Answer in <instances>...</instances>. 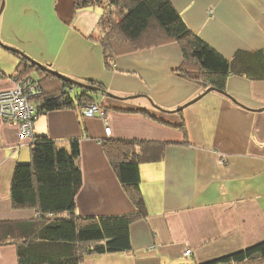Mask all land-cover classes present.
I'll use <instances>...</instances> for the list:
<instances>
[{"label":"crops","instance_id":"crops-1","mask_svg":"<svg viewBox=\"0 0 264 264\" xmlns=\"http://www.w3.org/2000/svg\"><path fill=\"white\" fill-rule=\"evenodd\" d=\"M74 1L0 0L2 44L104 88L96 97L103 117L59 109L33 122L34 136L46 135L62 147L79 140L82 183L74 214L134 210L104 154V139L165 145L160 160L139 165L147 214L130 224L131 248L89 255L79 264H199L263 241L264 0H169L190 30L223 57L248 66V75H228L226 94H203L207 86L176 72L182 53L174 41L118 53L108 68L95 38L103 8L75 9ZM6 54L0 46V91L15 83L17 58ZM31 142L15 123L0 119V221L37 217L35 209H13L9 197L15 166L29 162ZM0 264H18L16 245H0ZM239 264L263 260L255 256Z\"/></svg>","mask_w":264,"mask_h":264},{"label":"trees","instance_id":"trees-1","mask_svg":"<svg viewBox=\"0 0 264 264\" xmlns=\"http://www.w3.org/2000/svg\"><path fill=\"white\" fill-rule=\"evenodd\" d=\"M101 6L96 40L104 63L114 66L118 53L146 49L176 42L182 63L176 72L195 82L224 91L229 74H246L247 67L228 60L190 30L169 0H75V9ZM17 58L12 77L37 73L39 94L33 99L37 115L51 110L81 109L104 93L80 88L46 72L24 53L7 49ZM244 54L237 52L235 56ZM44 66V65H43ZM2 76V75H1ZM183 129V125H180ZM68 147L58 145L46 135L32 137L30 160L15 166L10 185L13 209H35L37 217L21 221H0V245L14 244L18 264H79L86 256L126 252L131 248L130 224L143 219L146 206L140 192L139 165L158 161L164 143L140 139L106 138L102 149L134 210L124 215L78 216L74 214L76 195L82 183L78 163L79 140ZM255 256L264 264V240L244 249L199 264H239Z\"/></svg>","mask_w":264,"mask_h":264},{"label":"built area","instance_id":"built-area-1","mask_svg":"<svg viewBox=\"0 0 264 264\" xmlns=\"http://www.w3.org/2000/svg\"><path fill=\"white\" fill-rule=\"evenodd\" d=\"M15 79V78H14ZM37 81L31 75L15 79L14 86L0 91V118L4 122L15 123L21 134L32 140L33 122L37 117L36 106L33 99L39 94ZM82 113L85 116L99 115L103 117L104 109L96 102L84 105ZM106 135L110 134V127L105 124ZM191 249L187 248L184 255H189Z\"/></svg>","mask_w":264,"mask_h":264},{"label":"water","instance_id":"water-1","mask_svg":"<svg viewBox=\"0 0 264 264\" xmlns=\"http://www.w3.org/2000/svg\"><path fill=\"white\" fill-rule=\"evenodd\" d=\"M5 47H6L7 49H10V50H14V49H16V48H14V47H12V46H5ZM16 50H18V49H16ZM18 51H19V50H18ZM19 52H21V51H19ZM31 60L34 61L33 59H31ZM35 63H36L37 65H39L40 68L43 69L44 71L49 72V73H52V74L56 75L57 77L62 78V79H64V80H66V81H69V82H71L72 84L76 85L77 87H80V88H87V89H93V90H98V89H99L98 87H96V86H94V85H91V84H89V83H85V82L77 81V80H74V79H72V78H70V77H68V76H65V75H63L62 73H59V72H57V71H54L53 69H50V68H48V67H46V66H43L42 64H40V63L37 62V61H35ZM211 90H216V89H215L214 87H208V88L205 89V91L203 92V94L206 93V92H208V91H211ZM216 91L226 94L224 91H221V90H216ZM106 94H108V95L111 96V97L117 98L116 96H114V95H112V94H110V93H106ZM227 95H228V94H227ZM200 96H201V95H198L196 98L192 99L191 101H188L187 103H185L184 106H186V105H188V104L194 102V101L197 100ZM229 97H230L233 101H236L233 97H231V96H229ZM179 109H181V108H179ZM179 109H177V110H179Z\"/></svg>","mask_w":264,"mask_h":264},{"label":"rangeland","instance_id":"rangeland-1","mask_svg":"<svg viewBox=\"0 0 264 264\" xmlns=\"http://www.w3.org/2000/svg\"><path fill=\"white\" fill-rule=\"evenodd\" d=\"M7 55V57H11V58H13V55L12 54H6ZM14 59V58H13ZM37 73H35L34 71H32V73H31V75L33 76V77H37V75H36ZM24 76H26V75H24ZM24 76H22L21 78H23ZM20 78V79H21ZM101 106V105H100ZM102 107V106H101ZM104 112H105V110H104ZM1 119V118H0ZM2 120V119H1ZM3 121V120H2Z\"/></svg>","mask_w":264,"mask_h":264}]
</instances>
